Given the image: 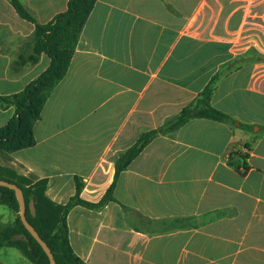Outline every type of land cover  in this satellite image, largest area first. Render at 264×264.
Instances as JSON below:
<instances>
[{"label":"crops","instance_id":"obj_1","mask_svg":"<svg viewBox=\"0 0 264 264\" xmlns=\"http://www.w3.org/2000/svg\"><path fill=\"white\" fill-rule=\"evenodd\" d=\"M67 2L36 0L32 14L45 24ZM250 51L261 61L222 77L210 101L234 127L192 119L156 136L115 181L113 198L127 213L115 202L74 205L66 224L84 264H264V0H97L33 125L36 144L0 151V172L26 187L45 181L43 194L56 206L76 195L77 179L78 198L96 204L120 154ZM38 59L11 82L39 76L50 60ZM43 61L47 67H38Z\"/></svg>","mask_w":264,"mask_h":264},{"label":"trees","instance_id":"obj_2","mask_svg":"<svg viewBox=\"0 0 264 264\" xmlns=\"http://www.w3.org/2000/svg\"><path fill=\"white\" fill-rule=\"evenodd\" d=\"M8 1L16 15L33 25L34 28L31 57L26 60L19 56L14 65L23 66L27 63H36L42 54L50 60L46 70L29 82L20 96L14 97L12 103L15 106L14 115L5 126L0 128V151L13 153L33 147L36 144L33 125L40 120L42 109L51 91L65 77L82 28L97 0H68L66 10L56 14L45 24H40L20 0ZM255 61H261V56L254 51H250L223 64L194 101L185 106L178 115L167 119L157 129L142 133L131 147L115 159L114 182L103 198L96 204L84 202L78 198L81 184L77 179H75L76 195L65 206H56L49 202L43 194L46 188L45 181L26 187L21 182L3 177L0 172V179L13 183L22 190L26 208V220L46 243L56 264H84L73 253L69 244L66 224V216L69 209L74 205H79L86 209H97L108 202L117 203L113 198L116 179L153 138L158 135L165 136L175 133L192 119L211 120L231 127L236 125V121L233 118L211 106V97L217 82L222 77L245 64ZM239 128L249 130L250 127L239 125ZM245 147L249 148L248 145H245ZM241 159L243 160V165L242 171H239V173L244 176L249 169L246 164L247 156H241ZM229 164L234 166L232 162H229ZM234 169L238 170L236 166H234ZM30 203H33L34 214L29 209ZM0 204L7 206L17 214L13 225L0 224V249L14 248L33 264H49V260L39 244L31 237L20 221L19 206L14 192L0 187ZM117 204H119L124 213L130 210L120 203ZM148 222L151 223V221ZM185 224L187 227L193 226L190 223V219H187ZM17 235H24L27 241L16 240L15 236Z\"/></svg>","mask_w":264,"mask_h":264},{"label":"rangeland","instance_id":"obj_3","mask_svg":"<svg viewBox=\"0 0 264 264\" xmlns=\"http://www.w3.org/2000/svg\"><path fill=\"white\" fill-rule=\"evenodd\" d=\"M33 13L37 8L36 0H20ZM33 25L21 21L8 0H0V128L5 126L15 112V106L12 104L14 97L22 94L26 87L27 78L21 81L12 83V80H17L21 74L27 70H31L32 66L37 63L15 66V62L19 56L29 60L32 55V33ZM47 61H43L38 67H47ZM50 64V63H49ZM39 70V69H37ZM35 74V72H34ZM33 76V74L31 75ZM29 76L28 78H31ZM34 80V79H33ZM0 213H3L7 219V223L0 222L2 225L12 224L16 219V213L9 210L5 206L0 205ZM12 216V217H11ZM171 224H165L162 228H170ZM0 264H33L22 256L17 250H11L10 255L0 252Z\"/></svg>","mask_w":264,"mask_h":264},{"label":"water","instance_id":"obj_4","mask_svg":"<svg viewBox=\"0 0 264 264\" xmlns=\"http://www.w3.org/2000/svg\"><path fill=\"white\" fill-rule=\"evenodd\" d=\"M0 187H4L7 189H10L14 192L15 198L17 200L18 206H19V217L22 225L25 227L27 232L31 235V237L39 244L45 255L47 256L49 260V264H56L54 257L46 245V243L39 237L37 232L34 230V228L27 222L25 217V202H24V196L22 190L15 184L10 183L8 181L0 179ZM29 209L32 214H34V207L33 203H30ZM16 240H23L27 241V238L24 235H17L15 236Z\"/></svg>","mask_w":264,"mask_h":264}]
</instances>
